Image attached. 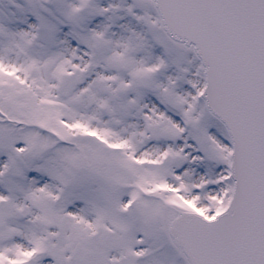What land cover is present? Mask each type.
<instances>
[{"label": "snow or ice", "instance_id": "snow-or-ice-1", "mask_svg": "<svg viewBox=\"0 0 264 264\" xmlns=\"http://www.w3.org/2000/svg\"><path fill=\"white\" fill-rule=\"evenodd\" d=\"M0 264H264V0H0Z\"/></svg>", "mask_w": 264, "mask_h": 264}]
</instances>
